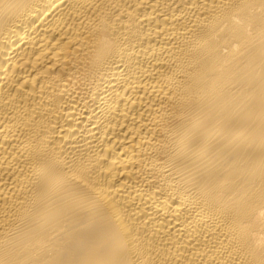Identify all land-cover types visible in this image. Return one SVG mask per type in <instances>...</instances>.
<instances>
[{
    "label": "bare ground",
    "instance_id": "obj_1",
    "mask_svg": "<svg viewBox=\"0 0 264 264\" xmlns=\"http://www.w3.org/2000/svg\"><path fill=\"white\" fill-rule=\"evenodd\" d=\"M0 264H264V0H0Z\"/></svg>",
    "mask_w": 264,
    "mask_h": 264
}]
</instances>
